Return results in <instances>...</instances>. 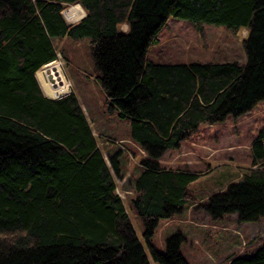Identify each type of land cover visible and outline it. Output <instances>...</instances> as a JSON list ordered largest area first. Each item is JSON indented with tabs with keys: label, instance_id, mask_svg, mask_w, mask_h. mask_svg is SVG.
Instances as JSON below:
<instances>
[{
	"label": "trees",
	"instance_id": "trees-1",
	"mask_svg": "<svg viewBox=\"0 0 264 264\" xmlns=\"http://www.w3.org/2000/svg\"><path fill=\"white\" fill-rule=\"evenodd\" d=\"M75 4L84 16L67 24L61 12ZM168 18L244 29V61L151 60L147 49ZM63 38L88 40L104 102L129 120L128 140L145 154L127 206L146 252L115 192V155L108 168L72 92L49 99L36 83ZM259 101L264 0H0V264H185L178 234L162 251L150 239L159 220L193 202L188 186L199 174L158 159L199 125L236 118ZM263 142L259 129L238 179L201 204L212 219L264 218ZM226 264H264V244Z\"/></svg>",
	"mask_w": 264,
	"mask_h": 264
},
{
	"label": "rangeland",
	"instance_id": "rangeland-1",
	"mask_svg": "<svg viewBox=\"0 0 264 264\" xmlns=\"http://www.w3.org/2000/svg\"><path fill=\"white\" fill-rule=\"evenodd\" d=\"M119 29L125 31L126 26L122 24ZM245 34L244 29L232 31L211 24L193 26L185 20L168 18L157 34L156 44L147 49L146 56L154 61L235 60L242 63ZM53 46L55 60L68 85L67 92L57 98L69 92L75 93L108 168L107 157L115 155L120 173L118 177L112 176L115 192L146 252L140 221L127 206L132 179L138 171L139 160L145 154L128 140L129 120L109 110L104 102L102 91L94 79L88 40L63 38L54 40ZM259 129H264V101L257 102L247 113L236 118L226 116L221 122L199 125L180 142L178 148L162 154L158 159L160 165L190 170L199 175L188 186L193 202L184 206L177 216L157 222L150 241L158 251L164 250L166 241L178 234L181 237L178 250L185 264H226L233 256L250 254L264 244V218L238 222L236 215L230 213L212 219L201 207L208 196L223 191L248 166L249 146ZM262 148L264 151V142ZM150 264L153 263L150 261Z\"/></svg>",
	"mask_w": 264,
	"mask_h": 264
},
{
	"label": "bare ground",
	"instance_id": "bare-ground-1",
	"mask_svg": "<svg viewBox=\"0 0 264 264\" xmlns=\"http://www.w3.org/2000/svg\"><path fill=\"white\" fill-rule=\"evenodd\" d=\"M83 14V10L76 4L64 10L62 17L66 23H71L81 18ZM34 75L43 95L49 98H57L67 92L68 85L64 79V74L61 72L60 65L56 60L40 67ZM48 76L52 78L56 85L55 88H52L51 84L47 81ZM58 79L61 85L57 84Z\"/></svg>",
	"mask_w": 264,
	"mask_h": 264
},
{
	"label": "water",
	"instance_id": "water-1",
	"mask_svg": "<svg viewBox=\"0 0 264 264\" xmlns=\"http://www.w3.org/2000/svg\"><path fill=\"white\" fill-rule=\"evenodd\" d=\"M47 81L49 82V84H51V87L52 88H55V84H54V82H53V80H52V78L51 77H47ZM57 84H59V85H61V83H60V81H59V79H58V83ZM46 98H49V97H47V96H45ZM49 99H54V98H49Z\"/></svg>",
	"mask_w": 264,
	"mask_h": 264
},
{
	"label": "crops",
	"instance_id": "crops-1",
	"mask_svg": "<svg viewBox=\"0 0 264 264\" xmlns=\"http://www.w3.org/2000/svg\"><path fill=\"white\" fill-rule=\"evenodd\" d=\"M74 96H75V98H76V95H75V93H74ZM76 101H77V104H78V100L76 99ZM78 106H79V108H80V110H81V112H82V108H81V106H80V104H78ZM83 114V113H82ZM86 118V117H85ZM87 121V120H86ZM87 123H88V121H87ZM167 151V150H166ZM165 151V152H166ZM145 158V157H144ZM163 168H165V169H171V168H169V167H167V166H164V165H161ZM118 172H119V170H118ZM138 172V171H137ZM120 174V173H119ZM122 173H121V175H120V177H122ZM130 181H131V179H130Z\"/></svg>",
	"mask_w": 264,
	"mask_h": 264
}]
</instances>
